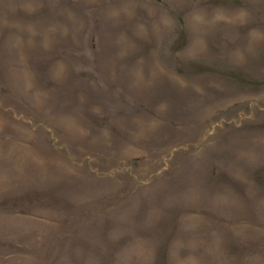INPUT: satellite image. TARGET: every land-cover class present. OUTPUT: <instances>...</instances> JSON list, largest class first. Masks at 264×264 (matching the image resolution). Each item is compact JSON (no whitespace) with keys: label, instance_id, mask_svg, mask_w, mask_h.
<instances>
[{"label":"rangeland","instance_id":"obj_1","mask_svg":"<svg viewBox=\"0 0 264 264\" xmlns=\"http://www.w3.org/2000/svg\"><path fill=\"white\" fill-rule=\"evenodd\" d=\"M0 264H264V0H0Z\"/></svg>","mask_w":264,"mask_h":264},{"label":"clouds","instance_id":"obj_2","mask_svg":"<svg viewBox=\"0 0 264 264\" xmlns=\"http://www.w3.org/2000/svg\"><path fill=\"white\" fill-rule=\"evenodd\" d=\"M246 16H247V13L244 12V11H241V12L239 13V18H240L241 22L244 21V19H245ZM217 19L220 20V19H222V17H217Z\"/></svg>","mask_w":264,"mask_h":264}]
</instances>
